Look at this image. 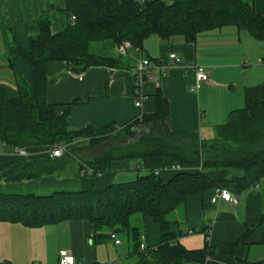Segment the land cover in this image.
Masks as SVG:
<instances>
[{
  "label": "trees",
  "instance_id": "trees-1",
  "mask_svg": "<svg viewBox=\"0 0 264 264\" xmlns=\"http://www.w3.org/2000/svg\"><path fill=\"white\" fill-rule=\"evenodd\" d=\"M63 13L69 20L63 32H52L50 10L39 19V33L31 39L30 51L16 42L10 45V56L19 57L30 69L32 85L17 82L16 99H10L0 88V143L26 152L61 144L66 151L59 158L28 160L3 168L0 172L4 181L21 183L55 176L66 168L79 146L88 143L93 149L118 136L127 140L125 145L105 147L98 155L83 158L82 177L99 175L92 169L95 166L149 158L168 159L179 170L168 182L159 173L147 170L133 181L114 183L104 189L42 197L0 195V221L21 222L30 227L87 221L96 231L110 229L121 233L130 228L134 215L141 214L160 226L161 243L155 249L141 251V244L136 242L140 250L137 264H203L214 255L209 243L203 250L182 247L178 239L183 232L176 216L184 213L189 196L227 189L241 197L264 180V84L246 90L244 108L231 112L210 140L168 128L165 120L169 102L161 90L154 97L155 112L142 120L125 127L112 123L71 131L66 130L68 119L78 102L57 115L56 106L48 102L46 66L65 63L77 76L95 67L116 68L117 60L90 54L89 45L113 41L119 48L130 43L142 49L151 36L161 40L181 36L193 43L202 33L226 27H236L264 42V17L242 0L153 1L144 9L135 0H66ZM142 130L146 132L141 133ZM198 165L202 167L200 171H191ZM253 230L254 227H247L245 236L230 246L231 252L245 244ZM209 232L205 230L207 239ZM209 264H215L213 259ZM255 264H264V260Z\"/></svg>",
  "mask_w": 264,
  "mask_h": 264
},
{
  "label": "crops",
  "instance_id": "crops-1",
  "mask_svg": "<svg viewBox=\"0 0 264 264\" xmlns=\"http://www.w3.org/2000/svg\"><path fill=\"white\" fill-rule=\"evenodd\" d=\"M264 17V0H242ZM66 0H0V88L10 99L19 96L17 82L32 85V73L17 56H10V45L18 43L30 51V41L39 33V19L51 10L54 34L63 32L69 20L63 10ZM92 55L118 61V67H95L75 75L65 63L46 66L49 79L48 102L62 115L73 106L66 130L80 131L90 126L102 128L112 123L125 127L142 120L156 110L155 95L161 90L169 102L168 128L182 135L214 138L217 126L227 122L231 112L244 108L248 88L264 84V42L255 40L236 27H226L200 34L188 43L184 37L161 40L151 36L142 49L130 47L124 55L113 41L89 45ZM183 60L181 66L170 56ZM144 60L167 67L161 77L153 72L143 84L145 100L136 106L134 67ZM263 61V64L260 62ZM11 63V66H10ZM187 64L203 66L209 73L208 84L195 88V78ZM52 149H30L21 157L14 147L0 143V170L28 160L52 158ZM191 171H198V166ZM96 177H82L84 170L76 160L55 176L21 183L5 182L0 172V195L49 196L57 192H83L104 189L114 183L135 180L145 171L159 173L168 182L177 170L165 158L145 161L112 162L108 167L95 166ZM141 170V171H139ZM217 189L189 196L183 213L177 214L183 235L178 243L189 251L203 250L209 243L215 264H249L264 260V180L245 195L239 204L213 203ZM247 227H254L245 244L232 252ZM209 229V239L205 230ZM192 234H189V233ZM115 235L116 239H112ZM137 239V240H136ZM116 240L121 243L117 245ZM161 243V228L149 217L134 215L130 228L121 233L110 229L96 231L87 221H66L40 227L0 221V264H59L60 252L67 251L77 264H137L140 250ZM137 249V250H136Z\"/></svg>",
  "mask_w": 264,
  "mask_h": 264
},
{
  "label": "built area",
  "instance_id": "built-area-1",
  "mask_svg": "<svg viewBox=\"0 0 264 264\" xmlns=\"http://www.w3.org/2000/svg\"><path fill=\"white\" fill-rule=\"evenodd\" d=\"M153 1H165V0H135L136 4L140 9L146 8L147 5ZM72 21H75L74 17L72 18ZM130 47H131L130 43H124L119 48L120 54L124 55L127 49H129ZM170 59L172 63L176 66H181L183 63V60L177 55H171ZM260 62L263 64V61ZM185 69L193 73L195 78L196 89H199L203 85L208 84L210 77L205 67L199 65L187 64ZM167 70H168L167 67H164L163 65L153 64L150 60L141 61L134 67L132 73L134 77V95H135L137 107H140L143 101L145 100V96L142 88L145 80L148 77V73L153 72L155 76L161 77L167 73ZM65 151H66V147L64 145L55 144L52 147L51 156L54 158H59L63 156ZM18 154L21 157L27 156V152L24 150H18ZM212 202L213 203L225 202L232 206H236L239 204V197L235 196L227 189H217L216 194L212 199ZM189 234L192 233L190 232ZM112 239H116V236L112 235ZM115 243L119 245L121 242L119 240H116ZM140 250L145 251L146 247L144 245H141ZM59 254H60L59 264H77L76 259L72 255H70L67 251H61ZM211 261L212 258L207 257L206 261L203 264H209V262Z\"/></svg>",
  "mask_w": 264,
  "mask_h": 264
},
{
  "label": "rangeland",
  "instance_id": "rangeland-1",
  "mask_svg": "<svg viewBox=\"0 0 264 264\" xmlns=\"http://www.w3.org/2000/svg\"><path fill=\"white\" fill-rule=\"evenodd\" d=\"M126 142L127 140L124 137L118 136V137H114V139H112L110 142L103 143L100 146H95V148L93 149L91 147V144L87 143L85 145H81L78 148H76L75 149L76 151H73L72 160H76L78 164L81 166L83 163V158H85L86 156H89L92 154L98 155L101 152V150L104 149L105 147H116L120 145H125ZM201 168H202L201 165H198V169H199L198 171H200ZM180 214L183 215L182 212Z\"/></svg>",
  "mask_w": 264,
  "mask_h": 264
},
{
  "label": "water",
  "instance_id": "water-1",
  "mask_svg": "<svg viewBox=\"0 0 264 264\" xmlns=\"http://www.w3.org/2000/svg\"><path fill=\"white\" fill-rule=\"evenodd\" d=\"M141 133H145L146 132V130H142V131H140Z\"/></svg>",
  "mask_w": 264,
  "mask_h": 264
}]
</instances>
